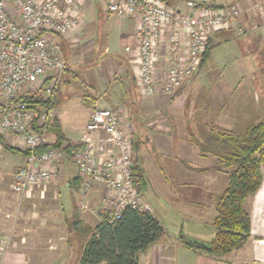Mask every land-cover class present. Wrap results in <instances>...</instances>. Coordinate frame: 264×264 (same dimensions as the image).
<instances>
[{
  "label": "built area",
  "instance_id": "1",
  "mask_svg": "<svg viewBox=\"0 0 264 264\" xmlns=\"http://www.w3.org/2000/svg\"><path fill=\"white\" fill-rule=\"evenodd\" d=\"M101 1L110 13L134 21L135 44L125 46L124 52L143 97L174 96L197 73L215 32L234 27L244 33L236 5ZM83 15L82 0H0V133L19 136L26 151L10 185L20 200L50 181L67 159L64 145L41 150L47 132L33 127L35 111L22 97L55 99L65 69L58 39L76 30ZM53 109L43 110L37 124L53 118ZM85 132L71 150L80 179V211L88 209L91 193L97 196L99 213L109 214V222L120 218L125 208L150 211L133 181L132 135L120 111L113 106L94 108ZM12 243V229L0 233V264H6Z\"/></svg>",
  "mask_w": 264,
  "mask_h": 264
},
{
  "label": "crops",
  "instance_id": "2",
  "mask_svg": "<svg viewBox=\"0 0 264 264\" xmlns=\"http://www.w3.org/2000/svg\"><path fill=\"white\" fill-rule=\"evenodd\" d=\"M208 4H215L219 6L236 5L240 11L238 22L244 28V33L242 34H239L234 27L215 32L209 38V47H212L214 40H216V42L218 43H220L219 41L221 40H225L227 42L229 41V39L233 38L231 35L235 34L243 37L242 42L250 45L254 51L258 49L263 50L264 0H234V2L231 1L227 5L215 2H210ZM96 6L97 10L100 12L99 16L102 19L101 22H103V26L105 29L104 31H106L105 41L100 46L102 47L101 52L99 48L97 49V51L99 50L98 52H100V54H106V58L111 57L115 60H118L119 63H121L120 69L123 66L124 72H127L126 75L130 77V80H132L134 84V91L131 93V100L134 102L136 110L133 113L131 112V114H129V117L131 115L132 120L128 124H125L123 119L125 111L121 108H118V106L114 107L120 111V113L122 114L123 123L129 128L131 132L133 162L134 164H138L141 167L143 175L147 181L146 189L144 190L142 197L144 196V193L148 188L149 180L147 176L151 170H154L156 172L155 175L157 178V186L159 188V191L162 192L163 195H167L170 193V190L169 192L167 191L168 187L165 182V178H167L168 176L170 178L173 177L174 179H176V184L179 186V189H181L179 195L177 193H174L173 195H167V197L169 198H177L175 203L177 216L176 232H168L166 230V227L163 226V224H161V222L158 220V217L154 214V212L150 210L152 215L162 225L165 234L161 239L148 246L145 250L139 252L137 264H264V178L260 188L256 191V193L250 196L249 202H244V208L248 211L251 219V234L249 239L242 245V247L224 256L212 257L195 249L187 248L182 243V238L205 244L210 242L215 234V229L212 226V220L217 214L216 197L221 192L225 183H223V186L222 188H220V190L216 189L218 170H214L211 168L212 164L214 163V158L210 156L200 155L191 135L195 134L194 129L192 130L190 128H187V132L185 134H182L180 131L175 130V127L174 130H171L170 126H172L173 128L172 121L168 122V120H165L164 123H161V125L166 127V129L161 132L157 131L156 129H151L148 131L144 130L141 122L143 121L142 119L144 118V114L148 111V109H158L160 105L159 103L162 102L161 100L163 98H167L168 96L156 94L152 97H143L140 94L139 87L132 77V71L127 60V54L123 51V54H118L115 57L110 56V53H113L112 51H114L112 50V46L116 43L117 37L128 35V40L127 42H125L124 47L127 45L135 44V24L133 19L128 17H118L117 15L110 13L104 3H102V7L98 4H96ZM103 14L107 15V18L112 20L110 22L104 21ZM128 22L129 25H127ZM81 25L82 23L67 37H61L58 39L61 47L66 46L67 48L73 46L72 44L74 42V39H70V37L81 27ZM93 49L95 50L94 46ZM238 50L239 49L236 48V52H239ZM123 57H125V61L123 60ZM65 64L67 65V62H65ZM204 65H206V63ZM96 66H99V64ZM240 67H242V70L240 69V72L241 74H243V76L249 75L244 70V66L242 64ZM66 70L68 71L67 68ZM69 73L72 76L73 83L68 82L69 85L65 98L67 100V103L74 101L75 105L72 106L66 103L67 105L64 106V104L62 103L59 106L60 102L57 98V93L60 86L59 82L55 93L53 116L59 120L65 136L70 141L78 142L85 136V124L87 123L92 110L98 107L97 105H99L101 101L99 100L98 96L91 97V100L89 97L79 92L80 89L76 88V85L74 84V82H76L79 77L78 74L76 72ZM241 79L236 81V83H238ZM217 83L219 84V82ZM220 83H223V88H232V85L236 84L227 82L225 80ZM181 90L182 88L176 93L174 97L175 99H173L172 103H176L177 100H179L183 96L184 92H181ZM139 97H143V99L147 98L148 100H140ZM136 101L138 103H136ZM186 104L187 98L185 97L183 108L187 106ZM74 108H78V111L80 108L85 109V111L82 112L81 118L84 123V131L82 130L80 132L75 123H73V120L70 118V113L72 110H74ZM198 122H202L208 125L203 121L201 116L198 115L195 122V130L196 124ZM250 123L252 122H248V124ZM243 130L234 132H241ZM1 134L8 145L15 148L16 150H7L0 145V206L4 209L9 206L18 208V201L16 200V198H11L12 190L10 188V185L12 182V174L14 169L22 165L25 159V154L23 152V141L19 136L15 134ZM46 140L47 143L54 142V135L51 133H46ZM172 149H175L176 153H173ZM156 151L160 156L163 154L171 155L172 158L168 159V165H165L164 162H161L162 166L158 164ZM197 155L200 157H198ZM19 157L21 158L19 159ZM164 165L167 166V170ZM64 168L65 165L63 164L60 173H63V170H65ZM164 169L168 173L167 177L165 175H161ZM169 171H171L172 174ZM219 173H221V171H219ZM63 175L66 179L65 190L67 194V205H65L62 211H53L51 213L50 216L52 217V220L49 223V230H51V232H53V230L56 232V230H59L62 225V229L65 231L66 236L64 240L66 247H68L70 238L76 239L77 249L75 261L77 262L81 253L86 229L89 226L86 225V223L88 224V219L90 217L87 213L80 211L79 206L81 202V194L79 192V188L76 189L74 187V184L70 183L71 178L77 176L76 168L71 178L69 176L70 174L67 172H65V174ZM38 187L40 186H35L33 190ZM195 188H198V198L191 197L192 191ZM42 193L43 191H41V194ZM182 196L185 197L183 198ZM76 197L79 198V200L77 198V203L75 202ZM89 201L91 202V204H93V208L97 210L99 201L96 194L91 193ZM23 213L24 212H22V214ZM15 216L17 215L11 214L10 212H8V210L5 212L3 211V213L0 214V233L7 232L10 229L13 230V243L10 251L6 256V264H27L29 260L26 259L25 251L20 249L18 246L20 245L21 248L29 246V244H23L25 243L24 241L26 235L28 236L27 232L28 230H30V228L26 224H17L19 219ZM99 219L100 217L97 216L96 224L99 222ZM25 220L31 219L25 216V219L23 218V221L25 222ZM32 232L33 234H35L36 231L34 230ZM19 236L20 243H18L19 241L17 239V237ZM63 236V234L58 233L53 235V237L50 236L48 241L51 240V243H49L53 244L52 246H54V248L57 247L58 250L62 245V239H64ZM35 241L36 240H34V242ZM51 252L48 251L46 255L54 259L53 255L55 256L57 251ZM48 257L47 259L49 261ZM55 258L56 259L53 264H59V262L62 261V257L61 259L58 256H56ZM34 259L37 260L35 261V263L46 264L44 262L45 258L38 257ZM67 259H69V256Z\"/></svg>",
  "mask_w": 264,
  "mask_h": 264
},
{
  "label": "rangeland",
  "instance_id": "3",
  "mask_svg": "<svg viewBox=\"0 0 264 264\" xmlns=\"http://www.w3.org/2000/svg\"><path fill=\"white\" fill-rule=\"evenodd\" d=\"M186 1L188 0H167L169 5L179 7L185 6ZM191 1L197 3L215 2L224 5L229 4L231 1L234 2V0ZM82 2L84 12L83 21L81 27L70 37V39H74L73 46L67 48L66 46L61 47L64 61L67 62V65L65 64V66L69 72H76L78 74L79 77L74 84L76 85V88L80 89L79 92L83 93V95H86L90 99L91 97L98 96L101 101L99 105H97L98 107L118 106V108L123 109L125 111L123 116L124 123L128 124L132 120V117L131 115L129 117V114L136 110L134 102L131 100V93L134 91L133 81L130 80L128 75H126L127 72H124L123 66L120 69L121 63H119L118 60L111 57L106 58V54H100L102 49L100 46L105 41L106 31H104L103 22H101L102 19L99 16L100 12L97 10L96 4H99L102 7V1L82 0ZM107 17V15H104L103 20L110 22L112 19ZM127 25H129V22ZM231 36L233 38L229 39L227 42L220 39L221 41L218 43L214 40L212 47L210 46V57L207 59L206 65L199 68L197 73H195L182 87L181 92L184 93L183 96L177 100V104L172 103L173 99H175V94L169 98H163L161 100L162 102L159 103L160 105L158 109L151 108L148 109L146 113L143 112L145 114L142 119L143 121L141 122L144 130L148 131L156 129L161 132L166 129L161 123L168 120V122L172 121L173 128L170 126L171 130H174L175 127V130L185 134L187 128H190L192 130L194 129L195 132V122L197 116L200 115L204 122L217 129L240 131L243 130L248 122H256L264 118V74L260 69L263 64L261 58L262 50L258 49L254 51L250 45L242 42L243 37L240 35L232 34ZM127 40L128 35L117 37L116 43L112 46V50L114 51H112L113 53H110V56L115 57L118 54H123L124 45ZM93 46L95 47V50L93 49ZM98 48L100 49V52H98L99 50L97 51ZM236 48L239 49V52H236ZM123 60L125 61V57H123ZM98 64L99 66H96ZM241 64L244 66V70L249 75H252L243 76L240 72L242 70V67H240ZM66 68L62 72L57 98L60 102L59 106L62 103L64 106L67 104L74 106V101L67 103L65 98L69 85L68 82L73 83L72 76ZM239 79L241 80L236 83ZM224 80L236 84L232 85V88H223V83L220 82ZM217 82H219V84ZM185 97L187 98L186 109L183 108ZM139 99L148 100L147 98L143 99V97H139ZM136 103L138 102L136 101ZM80 109L78 111V108H74L70 113V118L81 132L82 130L84 131V123L81 118L82 112L85 111V109ZM172 152L176 153V150L172 149ZM156 153L158 164L161 166V162H164L165 165L169 164L168 159L172 158L171 155L163 154L160 156L157 151ZM20 158L21 157H19V159ZM63 162L65 165L63 173H55V176L50 181H47L44 186L36 188L29 195L23 196L21 200L17 194L13 191L11 192V198H16L18 201V208L9 206L4 209L0 206L2 209L0 214H2L3 211L5 212L8 210L11 214L17 215L15 216L19 219L17 224H26L30 228L27 232L28 236L26 235L25 243L23 244H29V246L24 248H21L20 245L18 246L25 251L26 259L29 260L27 264H38L35 263L37 260L34 259L38 257L45 258L44 262L46 264H53L56 256L60 257V259L62 257V261L59 262V264H77L75 261L77 249L76 239H71L69 237L70 240L68 242V247H66L64 243L66 236L65 231L62 229V225L59 230H56V232L54 230L53 232L49 230V223L52 220V217L50 216L51 213L53 211H62L65 205H67V194L65 190L66 179L63 174L67 172L70 174L69 176L71 178L75 171V166L72 164V161L65 159ZM165 167L167 170V166ZM163 172L161 175L167 177V171L164 169ZM169 172L172 174L171 171ZM149 173L148 176L146 175L149 184L142 197L143 204L147 205L150 210L154 212L158 217V220L166 227L168 232H176L177 216L175 203L177 198H169L167 195H173L174 193L179 195L181 189H179V186L176 184V179L168 176L165 178L166 181H164L168 187L167 191L169 192L170 190V193L163 195L157 186L156 172L151 170ZM216 180V189L220 190L223 183L226 182V173L223 171L219 173L218 171ZM41 191H43L42 194ZM198 195V188H195L192 191L191 197L198 198ZM182 197L184 198L185 196ZM77 198L78 197L75 199L76 203ZM80 198L82 200V196ZM249 200L250 196L247 197L245 201L249 202ZM98 209L99 208H97V210L94 209L93 204L89 202V207L85 213H87L90 218L86 225L91 227L95 226L97 216L100 217ZM22 212L24 213L22 214ZM25 216L29 217L31 220H25L24 222L23 218L25 219ZM34 230L36 231L35 234L32 232ZM58 233L63 234L64 239H62L63 242L61 247H58L59 249L57 250V247L54 248V246H52L53 244H50L51 240H48L50 236L53 237V235ZM17 239L19 241L18 243H20V236L17 237ZM34 240L38 242H34ZM48 251H57L55 256L53 255L54 259L46 255ZM68 256L69 259H67ZM47 257L49 258V261Z\"/></svg>",
  "mask_w": 264,
  "mask_h": 264
},
{
  "label": "trees",
  "instance_id": "4",
  "mask_svg": "<svg viewBox=\"0 0 264 264\" xmlns=\"http://www.w3.org/2000/svg\"><path fill=\"white\" fill-rule=\"evenodd\" d=\"M208 6H219L204 3ZM99 5V4H98ZM210 55L208 46L202 55L199 68ZM261 72L264 74V48ZM35 111L33 127L54 135V142L46 143L41 150L61 147L71 161V150L79 142L70 141L64 134L59 120L48 118L44 125L37 121L43 110L54 108L55 99H44L39 94L23 96ZM192 139L201 156L214 158L211 168L226 173V182L216 197L217 214L212 220L215 234L208 242L200 243L182 238L190 249L212 257H221L239 249L251 234V219L244 208L247 197L256 193L264 178V118L248 124L243 131L234 132L216 129L202 122L196 124ZM0 145L7 150H16L8 145L0 133ZM24 154L26 153L23 150ZM204 170V169H202ZM133 181L142 195L147 181L138 164L133 165ZM70 183L78 189L80 179L71 178ZM165 232L160 222L150 211L125 208L120 218L109 222V214H100L99 222L88 226L77 264H137L139 252L158 241Z\"/></svg>",
  "mask_w": 264,
  "mask_h": 264
}]
</instances>
